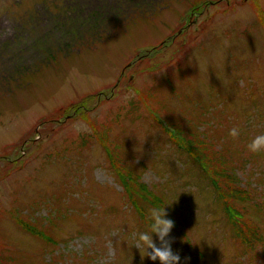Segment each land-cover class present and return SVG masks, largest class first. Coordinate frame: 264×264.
I'll list each match as a JSON object with an SVG mask.
<instances>
[{
  "label": "rangeland",
  "instance_id": "obj_1",
  "mask_svg": "<svg viewBox=\"0 0 264 264\" xmlns=\"http://www.w3.org/2000/svg\"><path fill=\"white\" fill-rule=\"evenodd\" d=\"M165 129L251 201L225 206ZM259 134L264 0H0V264H159L133 244L161 206L180 264H264Z\"/></svg>",
  "mask_w": 264,
  "mask_h": 264
},
{
  "label": "clouds",
  "instance_id": "obj_2",
  "mask_svg": "<svg viewBox=\"0 0 264 264\" xmlns=\"http://www.w3.org/2000/svg\"><path fill=\"white\" fill-rule=\"evenodd\" d=\"M135 95V92L128 91L123 99L130 100ZM72 130L74 134L91 133L92 129L87 122L78 120L73 123ZM228 135L232 138H237L240 135V128L233 126ZM250 153L264 152V134L254 136L246 145ZM167 212L164 207H153L149 210L147 219V230L134 234L135 243L133 246L139 250H144V256H147L151 261H159V264H180L181 257L178 252H174L171 247L169 237L170 231L174 227V221L166 218ZM155 234L158 243L154 241ZM187 259V258H185Z\"/></svg>",
  "mask_w": 264,
  "mask_h": 264
},
{
  "label": "trees",
  "instance_id": "obj_3",
  "mask_svg": "<svg viewBox=\"0 0 264 264\" xmlns=\"http://www.w3.org/2000/svg\"><path fill=\"white\" fill-rule=\"evenodd\" d=\"M165 133L168 135V138H170V141L173 143L176 149L179 152H183L187 156V159H189L194 165L199 168V172L203 177H207L206 179L209 180V184H211L213 189L216 191V197L222 199L225 206H230L233 201L240 202L241 204H245L251 201V194H248L246 190L240 188L239 180L233 177L235 175H233L230 179H227L224 171L220 167H218V169L209 167L208 164L210 159L206 154L205 145L203 143L194 139L190 141L194 144L193 146L185 145L183 144L185 143L183 138H174L171 137L167 132ZM203 173H205L206 176ZM225 210L229 213H232L229 209ZM135 212L138 216V219L141 220L147 227V219L145 217V212L143 211V209L138 207ZM24 225L25 224L22 225V228L28 231V228H26V225ZM231 229L230 230L234 232L233 237L235 238V240L238 241L246 250H254L256 245L261 243V241L258 243L249 241L247 236H249L251 232L244 228V226L233 225Z\"/></svg>",
  "mask_w": 264,
  "mask_h": 264
}]
</instances>
